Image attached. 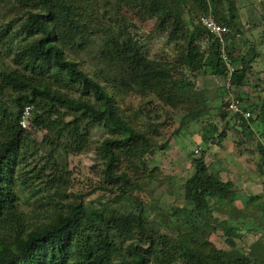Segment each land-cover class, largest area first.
<instances>
[{
	"label": "trees",
	"instance_id": "1",
	"mask_svg": "<svg viewBox=\"0 0 264 264\" xmlns=\"http://www.w3.org/2000/svg\"><path fill=\"white\" fill-rule=\"evenodd\" d=\"M3 1L17 10L18 17L0 21V264H264L261 238L252 245L251 254L242 252L231 237H227L229 249H219L211 241L219 229L226 235H240L242 229L232 224V217L214 216L215 206L236 209L239 193L233 181L214 172L204 156L195 159L194 171L184 184L185 198L193 204L190 226L175 237L147 220L142 205L121 210L69 201L55 210L48 223L27 224L20 209V189L37 190L43 185L41 190L66 197L71 173L57 160V153L77 154L87 149L94 126L111 131L97 147L102 181L96 190L119 192V198L136 186L126 170L118 172L122 161L150 153L153 141L146 130L129 121L120 86L102 73L85 70L66 53L69 46L88 45L89 35L95 32L89 19L96 0ZM123 3L157 18V29L167 31L177 52L175 63L163 67L145 57L137 42H124L121 35L111 34L103 58L113 67L120 66L123 86L138 85L144 94L154 91L175 107L176 101H182L178 88L191 86L189 80L174 76L172 69L178 66L194 74L230 77L236 88L252 71L256 53L233 55L239 33L234 0H117ZM186 9L190 24L184 17ZM207 14L228 28L224 49L232 66L222 56V40L201 22ZM74 88L80 97L70 94ZM26 109L32 113L31 128L22 123ZM248 109L258 113L249 121L237 122L231 113L237 126L264 120V104ZM32 129L44 132L43 141L33 137ZM202 141L208 142L209 137L202 135ZM42 143L47 147L45 154ZM262 148L264 158L263 144Z\"/></svg>",
	"mask_w": 264,
	"mask_h": 264
},
{
	"label": "rangeland",
	"instance_id": "2",
	"mask_svg": "<svg viewBox=\"0 0 264 264\" xmlns=\"http://www.w3.org/2000/svg\"><path fill=\"white\" fill-rule=\"evenodd\" d=\"M8 4L0 0V21L9 22L18 17L17 10ZM234 4L239 33L235 35L237 47H233V55L256 53L252 71L239 89L232 86L230 77L211 72L194 74L178 66L172 69L175 70L174 76L189 80L191 86L178 88V98L182 101H176L177 105L172 107L154 91L144 94L138 85L131 89L123 86L124 74L120 66L113 67L103 58V50L109 48L108 38L115 33L121 35L124 42L128 39L137 42L145 57L166 67L175 63L177 56L176 45L169 42L167 31L158 30L157 18L138 13L134 5L117 4V0L94 2L89 20L94 24L95 32L89 35L88 45L85 48L69 46L66 53L80 62L85 70L92 74L102 73V76H107L108 80L120 86L122 106L128 110L126 115L129 121L148 132L153 141L152 147L145 156L122 161L118 172L126 170L136 185L131 188L130 194L119 198V192L96 190L102 181V162L97 147L111 135V131L103 126H94L87 149L77 154H65L61 150V156L57 153V160L71 173L66 197L41 190L43 185L37 190L20 189V209L26 215L27 224L33 227L48 223L55 210L66 206L69 201L83 200L89 206L106 204L121 210L128 205L134 208L142 205L147 220L158 223L153 225L175 237L180 230L189 227L192 220L193 204L185 198L184 184L194 171L195 159L210 154L211 169L214 172L222 170L224 176L233 179L241 206V209L236 207L232 211L215 206L214 216L220 219L232 217V224L242 229L240 235H226L219 229L212 233L210 239L217 248L229 249L227 237H231L242 252L251 254L252 245L259 238L264 240V158L261 149L264 120L261 118L263 121H255L249 127L237 126L225 106L230 96H241L251 109L257 104H264V0H234ZM185 12L186 22L190 24L187 9ZM250 45L255 48H250ZM2 57L6 62L12 60L5 55ZM231 61L230 58L228 65H231ZM229 71L231 75V68ZM228 88H231L229 94ZM184 92L186 95L182 96ZM70 94L81 96L76 88ZM142 107L145 111H141ZM251 111L252 115L258 114L255 109ZM128 112L134 114L130 116ZM198 112H201L200 115L195 114ZM31 115V110L26 109L22 121L28 128H31ZM31 131L35 139L43 141V131ZM198 134H205L209 141L197 145L193 138ZM46 150V145L42 143L41 153L45 154ZM252 196L257 198L253 200ZM257 248L260 253L263 252L262 243Z\"/></svg>",
	"mask_w": 264,
	"mask_h": 264
},
{
	"label": "built area",
	"instance_id": "3",
	"mask_svg": "<svg viewBox=\"0 0 264 264\" xmlns=\"http://www.w3.org/2000/svg\"><path fill=\"white\" fill-rule=\"evenodd\" d=\"M201 22L209 31H211L215 36H218L222 40V43H223L222 44L223 45L222 56L225 59L226 63L229 64V56L227 55V52L224 49L226 43L223 39V35L228 32V28L219 24L212 14L204 15L201 18ZM226 105H227L228 111L236 116L237 122H241L243 119H245L247 121H249L251 119L252 111L250 109H248L245 102L243 100H241L240 98L231 96L227 100ZM22 123H23V121H22ZM262 144L264 147V140H263ZM196 152L198 153L199 150L196 149Z\"/></svg>",
	"mask_w": 264,
	"mask_h": 264
},
{
	"label": "crops",
	"instance_id": "4",
	"mask_svg": "<svg viewBox=\"0 0 264 264\" xmlns=\"http://www.w3.org/2000/svg\"><path fill=\"white\" fill-rule=\"evenodd\" d=\"M231 97V96H230ZM230 97H228L227 98V100L230 98ZM222 99V98H221ZM226 100V101H227ZM218 101H217V105H218ZM253 130H255V129H253ZM201 137L202 136H200L199 134L198 135H196V137H195V139L193 138V140H195L196 141V144L197 145H204L205 143L201 140ZM207 155H209V156H207ZM209 157L211 158V156H210V154H206V161H207V163L210 165V163H209ZM222 170L219 172L220 174H221V177L224 179V180H231V181H233V179H229L228 178V176H224L223 174H222ZM234 186H235V184H234ZM236 207L238 208V209H241V206H240V202H239V200H237L236 201ZM226 218H229V216H227ZM226 218H221V219H226Z\"/></svg>",
	"mask_w": 264,
	"mask_h": 264
}]
</instances>
